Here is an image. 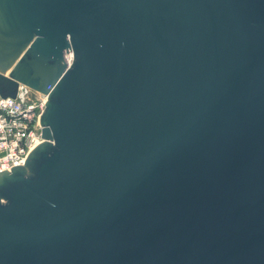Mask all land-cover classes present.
I'll return each instance as SVG.
<instances>
[{"label":"water","instance_id":"obj_1","mask_svg":"<svg viewBox=\"0 0 264 264\" xmlns=\"http://www.w3.org/2000/svg\"><path fill=\"white\" fill-rule=\"evenodd\" d=\"M19 84L0 264H264V0H0Z\"/></svg>","mask_w":264,"mask_h":264},{"label":"built area","instance_id":"obj_2","mask_svg":"<svg viewBox=\"0 0 264 264\" xmlns=\"http://www.w3.org/2000/svg\"><path fill=\"white\" fill-rule=\"evenodd\" d=\"M66 58L71 60V52ZM46 99L23 84L14 98L0 96V172L24 166L29 152L43 141L40 117Z\"/></svg>","mask_w":264,"mask_h":264},{"label":"bare ground","instance_id":"obj_3","mask_svg":"<svg viewBox=\"0 0 264 264\" xmlns=\"http://www.w3.org/2000/svg\"><path fill=\"white\" fill-rule=\"evenodd\" d=\"M8 73V72H7Z\"/></svg>","mask_w":264,"mask_h":264}]
</instances>
